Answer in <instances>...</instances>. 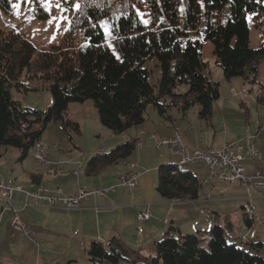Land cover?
Returning <instances> with one entry per match:
<instances>
[{
  "label": "trees",
  "instance_id": "obj_1",
  "mask_svg": "<svg viewBox=\"0 0 264 264\" xmlns=\"http://www.w3.org/2000/svg\"><path fill=\"white\" fill-rule=\"evenodd\" d=\"M15 0H0L1 13H9ZM80 3L63 41L48 50L37 46L16 28L0 27V147L12 146L25 159L42 141L51 122L80 131V124L66 118L69 105L92 100L103 126L122 134L146 120L148 107L165 118L176 108L187 113L198 105L199 117L209 119L219 83L205 69V42L214 46L217 64L225 76L258 82L264 58V40L258 48L250 42V14H262L263 0H70ZM146 15V18L143 17ZM156 59L161 68L157 89L145 66ZM40 79L52 91L54 102L46 110L25 107L13 99L12 90L28 91L23 80ZM257 102L264 103V93ZM70 136V134H68ZM71 137V136H70ZM139 144L127 140L93 156L88 175L127 161ZM157 191L171 201L196 200L202 183L178 164L159 167ZM216 221V220H215ZM225 228L214 225L197 234H181L171 226L155 242L156 253L143 264H264L258 252L226 239ZM88 257L95 264H120L128 258L121 239L107 245L94 240Z\"/></svg>",
  "mask_w": 264,
  "mask_h": 264
},
{
  "label": "crops",
  "instance_id": "obj_2",
  "mask_svg": "<svg viewBox=\"0 0 264 264\" xmlns=\"http://www.w3.org/2000/svg\"><path fill=\"white\" fill-rule=\"evenodd\" d=\"M167 115L169 119L155 109L151 110L143 125L128 136L112 137L108 147L114 148L132 138H138L139 144L127 161L108 166L96 175L86 173V160L78 166L72 160L63 164L55 161L43 167H30L23 163L17 171L14 168L3 176L0 169L2 181L26 189H35L39 185L56 186L67 195L75 194L79 187L89 190L111 187L130 173L129 163H134L135 170L140 173L136 188H119L106 196L91 195L79 209L54 208L32 201L25 204V195L16 191L14 207L35 241L12 226L14 214L8 203L0 200V264H95L88 257L90 244L99 240L107 245L114 237L121 239L128 253V258L121 260L120 264H143L155 255V242L163 239L171 226L178 227L185 235L207 231L216 224L225 228L229 243L246 250L257 252L252 244L261 242L263 246L258 252L264 257V189L243 185L239 180L228 183L218 178L209 179L208 166L204 162L193 161L184 167L197 179L198 167L206 168L209 173V177L200 180L202 190L198 199L171 201L159 194L157 178L149 177L152 169L165 164H180L181 155L168 146L153 148L160 140L154 139V135L161 139L170 138L179 130L189 149L202 151L231 141L227 138L220 146L202 148L186 131L184 123L188 111L184 114L172 108ZM255 139H243L240 141L243 149L235 147V150L245 152L246 148L256 146ZM75 149L81 150L79 147ZM107 149L98 147L95 155L99 151L107 152ZM242 165L247 173H252L264 166V158L262 155L260 159L247 158ZM249 195L256 207L252 218L244 213ZM141 210L150 211L151 217L139 220L137 213ZM139 235L142 241L138 240Z\"/></svg>",
  "mask_w": 264,
  "mask_h": 264
},
{
  "label": "rangeland",
  "instance_id": "obj_3",
  "mask_svg": "<svg viewBox=\"0 0 264 264\" xmlns=\"http://www.w3.org/2000/svg\"><path fill=\"white\" fill-rule=\"evenodd\" d=\"M67 3H70V0H27V2L15 0L9 13H1L0 27L16 28L38 49L48 50L63 41L75 11L80 7L78 2H71L72 8H69ZM143 17L146 18V15ZM248 21L251 47L258 48L264 40V17L262 14L256 16L250 14ZM203 58L207 62L204 72L219 83L220 96L213 101V114L209 119L199 117L198 105L190 107L188 118L184 123L187 127L186 131L190 133L191 138L197 140V144L202 148L212 145L220 146L226 142L227 138L231 140L227 143H235L236 147H239L242 144L240 141L243 139L256 138V146L253 147L264 158V103L257 102L258 95L264 93V58L260 62L258 82L255 84L245 83L240 76L228 79L216 62L214 46L211 42H205ZM158 64L156 59H150L145 64L150 71V82L155 89H157L158 80L161 77V68ZM23 83V86L31 89L26 92L23 88L19 90L14 87L12 90L13 99L20 102L21 105L32 109L46 110L53 104L52 91L48 86H43L40 79L28 80L24 77ZM151 110L154 111L152 105L148 107L145 117ZM66 118L78 122L80 131L70 130L67 132L61 123H49L41 141L49 158L48 163L57 161L63 164L69 160L75 162L77 166L83 160L88 163L87 160L95 156L94 151L98 147L108 148L107 151L111 150L109 148L112 147L108 146H110L112 137L128 136L131 131L143 125L142 123L122 134H114L102 125L98 109L92 100L71 103ZM153 138L161 139L158 135H154ZM156 143L153 146L155 149H157ZM76 146L81 150L75 149L78 148ZM35 151L36 148L31 149L29 155L21 160V152L18 148L1 146V176L8 174L14 168L17 171L23 163L30 167L47 165L48 163L42 164L38 161ZM197 175L199 180L209 177V173L204 167L203 169L198 167ZM158 176L159 168L152 169L149 175L150 179L157 178L158 182ZM138 240L142 241L141 235Z\"/></svg>",
  "mask_w": 264,
  "mask_h": 264
},
{
  "label": "built area",
  "instance_id": "obj_4",
  "mask_svg": "<svg viewBox=\"0 0 264 264\" xmlns=\"http://www.w3.org/2000/svg\"><path fill=\"white\" fill-rule=\"evenodd\" d=\"M39 143L40 151L37 153L38 161L40 163L49 162V158L43 156L44 145L42 142ZM157 145L168 146L174 152L179 153L181 155L180 162H184L185 164L193 161L204 162L210 170L209 179L218 178L228 183L239 180L243 185H252L258 189H264V166L252 173H247L242 165L244 159L261 158V153L253 146L246 148L245 152L239 151L243 149L242 145L238 147V151L235 150V143H226L221 147L210 148L206 151L189 149L179 130H176L174 135L170 138L158 140ZM99 153H102V151H99ZM129 165L131 168L130 173L126 176H122L120 181L111 187L96 190L79 187L77 192L73 195L64 194L62 189L56 186H49L48 188L42 189H13L12 183L0 180V200L6 201L8 203V208L12 210L14 214L12 226L24 232L29 238L34 240L32 233L20 219L18 210L14 207L13 197L16 191L22 192L25 195V204H29L32 201L54 208L79 209L82 207L84 200L91 195L106 196L107 193L116 191L119 188L129 190L136 188L139 185L140 173L135 170L134 163H129ZM145 170L148 171L149 169L146 168ZM255 212L256 207L252 203L251 196L249 195V201L244 208V213L247 217L252 218ZM137 217L141 221L148 220L151 217V212L148 210H141L137 213Z\"/></svg>",
  "mask_w": 264,
  "mask_h": 264
},
{
  "label": "bare ground",
  "instance_id": "obj_5",
  "mask_svg": "<svg viewBox=\"0 0 264 264\" xmlns=\"http://www.w3.org/2000/svg\"><path fill=\"white\" fill-rule=\"evenodd\" d=\"M36 151H35V155H36V157H37V159H38V155H37V153H39V151H40V143H37L36 144ZM43 156L44 157H46V158H48V155L46 154V152H45V148L43 149ZM48 162H42V164H47ZM185 165V163L184 162H180V164H179V167H182V166H184ZM49 187V185H39L37 188H35V189H42V188H48ZM12 188L13 189H21V188H23L22 186H20V185H14V184H12Z\"/></svg>",
  "mask_w": 264,
  "mask_h": 264
},
{
  "label": "snow or ice",
  "instance_id": "obj_6",
  "mask_svg": "<svg viewBox=\"0 0 264 264\" xmlns=\"http://www.w3.org/2000/svg\"><path fill=\"white\" fill-rule=\"evenodd\" d=\"M25 2H27V0H25Z\"/></svg>",
  "mask_w": 264,
  "mask_h": 264
}]
</instances>
